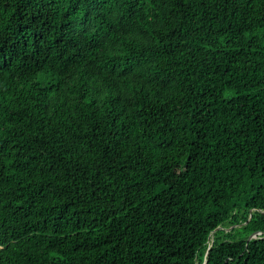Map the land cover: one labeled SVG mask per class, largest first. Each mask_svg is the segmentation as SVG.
Masks as SVG:
<instances>
[{"label":"trees","instance_id":"trees-1","mask_svg":"<svg viewBox=\"0 0 264 264\" xmlns=\"http://www.w3.org/2000/svg\"><path fill=\"white\" fill-rule=\"evenodd\" d=\"M204 262L264 264V0H0V264Z\"/></svg>","mask_w":264,"mask_h":264},{"label":"water","instance_id":"water-1","mask_svg":"<svg viewBox=\"0 0 264 264\" xmlns=\"http://www.w3.org/2000/svg\"><path fill=\"white\" fill-rule=\"evenodd\" d=\"M261 233H263L262 230H256L255 232H253V233L249 236V239H251V238H255L257 235H259V234H261ZM211 240H212V238H209V239H208V241H211ZM204 264H205V262H204Z\"/></svg>","mask_w":264,"mask_h":264}]
</instances>
